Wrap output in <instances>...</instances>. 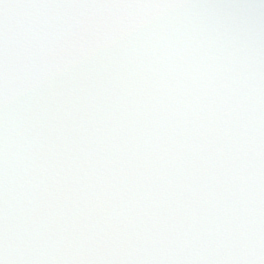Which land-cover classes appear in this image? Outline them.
Returning a JSON list of instances; mask_svg holds the SVG:
<instances>
[{"label":"snow or ice","instance_id":"obj_1","mask_svg":"<svg viewBox=\"0 0 264 264\" xmlns=\"http://www.w3.org/2000/svg\"><path fill=\"white\" fill-rule=\"evenodd\" d=\"M0 264H264V0H0Z\"/></svg>","mask_w":264,"mask_h":264}]
</instances>
